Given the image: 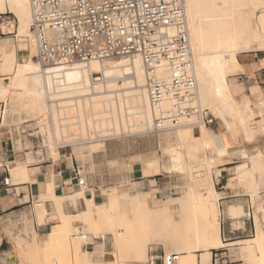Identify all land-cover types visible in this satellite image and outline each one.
Here are the masks:
<instances>
[{
	"label": "bare ground",
	"instance_id": "6f19581e",
	"mask_svg": "<svg viewBox=\"0 0 264 264\" xmlns=\"http://www.w3.org/2000/svg\"><path fill=\"white\" fill-rule=\"evenodd\" d=\"M183 1L199 101L221 120L224 127L220 131L209 130L203 122H199L196 129L191 119L177 127L157 129L145 89L146 72L139 56L78 61L65 67L42 66L33 58L34 46L26 41L31 23L29 0H0V12L10 11L17 18L14 32L19 50L28 51L27 58H21L16 64L10 60L7 69L12 73L9 86H4V80L0 79V99L6 103L7 99L18 102L36 116L23 122L35 120L41 133H46L43 141L51 155H58L53 145L54 136L67 139L72 148L85 144L96 148L103 146L108 138L175 128V141L167 134L168 144L163 150L173 160L168 166L169 172L186 175L185 190L178 196L171 195L170 201L162 200L156 205L148 204L149 191L129 195L109 191L103 202L95 204L92 195H86L87 191L83 190L76 194L82 203L81 210L66 215L61 210L63 197L40 196L37 204H43L48 198L54 202L56 215L51 219L57 218L59 226L41 238L40 243L35 238L26 240L18 235L16 247L22 248L21 242H24L28 253L39 257L46 251L49 258L55 249L63 247L64 257L70 261L72 254L74 264H115L126 249L127 261L155 264L157 256L146 260V247L158 239L173 245L166 253L178 254L175 264H209L211 249L227 246L221 239L220 227L214 226L210 219L219 212L214 204L220 197L213 177L201 178L193 168L199 163L210 168L216 159L235 155L241 161L235 165L236 175L231 184L251 183L253 178H259L264 185V105L256 110L250 98L239 100L237 95L241 93V85L232 81L242 70L237 58L239 53L264 50V0ZM0 31L10 33L12 27L2 26ZM93 72L100 76L93 78ZM156 75L168 78L169 73L165 67H159ZM256 114L260 116L257 122H261L259 130L263 139L247 147L239 138L250 140L253 131L249 121L255 119ZM44 116L48 117L49 129L41 123ZM130 118L132 123H129ZM224 138L233 147H227ZM14 166V176H20L25 170L22 161H16ZM250 191L254 192V189L250 187ZM256 201L257 214L253 219L256 231L239 252L251 263L264 264V198L259 197ZM172 206L177 210H172ZM93 207L97 218L93 215ZM226 210L235 216L244 211L241 203L228 204ZM128 212L134 213L135 219L127 217ZM45 214V209L38 212V220ZM116 219L124 230H118L121 226L118 227ZM75 220L87 222L89 229L75 227ZM157 220L166 223L167 231L159 237L145 234V226ZM97 225L112 235L116 246L112 253L115 260H93V252L82 248L89 236H99L102 242L105 241L107 233L99 230ZM197 252H200L199 257ZM13 257L11 249L7 258Z\"/></svg>",
	"mask_w": 264,
	"mask_h": 264
},
{
	"label": "built area",
	"instance_id": "2783aa9c",
	"mask_svg": "<svg viewBox=\"0 0 264 264\" xmlns=\"http://www.w3.org/2000/svg\"><path fill=\"white\" fill-rule=\"evenodd\" d=\"M29 6L31 23L26 41L34 46L33 58L42 66L65 67L78 61L139 56L157 129L177 127L189 119L194 128L199 122L208 126L216 122L199 101L183 0H29ZM16 24L13 13L0 12V29L14 28ZM7 34L16 36L14 30ZM159 67L168 70V78L156 75ZM92 76L98 78L100 74L93 72ZM47 120L44 116L41 123L49 129ZM35 131L26 136L34 142L33 147L46 153L47 147L42 145L46 133L31 135ZM53 143L64 158L75 160L67 139L54 136ZM0 170L6 173L1 182L8 186L9 165L0 161ZM73 172L78 188L89 189L83 164L76 162ZM253 215V206L249 204L242 218L253 220ZM223 223L221 220L220 224ZM157 259L159 264H175L178 254L163 252L154 258L155 264Z\"/></svg>",
	"mask_w": 264,
	"mask_h": 264
},
{
	"label": "rangeland",
	"instance_id": "374dc122",
	"mask_svg": "<svg viewBox=\"0 0 264 264\" xmlns=\"http://www.w3.org/2000/svg\"><path fill=\"white\" fill-rule=\"evenodd\" d=\"M5 11V10H4ZM18 25V22H17ZM15 30V28L12 27V31ZM1 35V33H0ZM9 37L10 41L17 44L18 43V38L14 34H6V35H1V38H6ZM28 45V44H27ZM28 47V46H27ZM22 52V53H21ZM255 53L258 54H263L264 55V50L258 51V50H252L249 52H246L243 54L242 58L244 60L246 55H253ZM28 54L27 50H17V55L19 56V60L26 56ZM18 60V59H17ZM259 74V77H257ZM248 77V78H247ZM236 81L239 83H242L244 88H245V93H240L237 96L240 97L238 98L241 101L244 98H252L256 97L259 95H264V69L262 71H257L251 70L247 71L245 70L243 74L237 75ZM4 86H9L8 85V80L5 79V83H3ZM252 85H258L261 88V91L256 94H250L246 93L249 92V87ZM15 113H6L7 120L5 123H2L0 125L1 127V132L2 134H7L12 140L14 141L15 145V150H16V158L13 160H18L22 161L23 158L27 157L30 158V155H33L36 157V159L39 161V159L45 160L46 158H56L57 156H53L50 154L49 151L46 153H43L40 151V148L33 147L34 142H32V139L28 138L27 132L35 131L34 127L38 125H35V120L29 121V122H23L27 119H32L36 116H32V112L29 111L28 108L25 106H22L18 102L15 103ZM252 107L257 110L256 103L252 104ZM4 104L0 103V120L3 116L4 112ZM264 111V108H262ZM210 112V111H209ZM215 118L216 122L213 125H206L209 130L211 131H220L223 129V124L221 120L216 117L212 112H210ZM255 119H251L249 121L250 127L252 128V137L250 140H245L242 137L239 138L241 142H243L247 147H251L253 144L260 143L263 139V136L259 130V125L261 122H257V120L260 118L259 115L256 114ZM132 118H130V122L132 123ZM123 125H125V117H123ZM197 129V128H196ZM176 129H170V130H160V131H144L141 133H136V134H124L122 136L116 137V138H111L107 139L104 141L105 143V148L110 147L109 151L107 150L105 153L104 147L98 146V147H93L91 144H85V145H78L75 148H73V152L76 154L75 156L77 159L83 164V166H89L88 169L85 172H90L92 173L94 171V161L93 157L96 155V157L100 159H106L107 157H112V161H107L105 162L106 166H109L112 169H120L122 171H126L131 169V164L133 162H139L142 170V177L138 179H129L126 175L122 178V180L108 185L104 189V194L107 192L111 191L112 189H116L117 191H122V190H129V191H134L135 189H151L149 187V182L148 180H153L154 178H159V183H161V188L165 191L162 196H157L154 197L152 194V197L154 198H161L158 202H151L149 201V205H156L161 203L162 200L164 201H170L171 200V195L172 196H178L181 194L182 191L185 190L184 183L186 182V175L185 174H173L169 172L168 166L173 164V160L167 156V154L164 152V147L167 146L168 144V139L166 137L167 134L172 135V137L175 136ZM40 129L32 133L33 135L39 134ZM43 134V133H42ZM101 134H98L100 136ZM97 136V137H98ZM226 141L227 147H233L231 142L224 138ZM237 138V142L239 141ZM173 142L175 141V137L172 140ZM42 144V142H41ZM42 145H46V143L43 141ZM80 146V147H79ZM238 145H234V147H237ZM253 148V147H252ZM27 152H30V154H26ZM123 153H126V155L133 154L131 157H126V158H118L119 155H123ZM148 162L149 160H151ZM35 161V160H34ZM241 161L240 159L237 158L235 155H230V156H223L218 159H216L215 163L211 165L209 168L207 164L205 163H199L196 166H194V172H198L201 178H207L208 176H212L214 180V187L219 194V197H222L224 194L226 195H234L237 197H231V198H226V199H218L214 201L215 206L219 209V212L216 214L215 217L210 218L212 220V223L214 226H219L220 227V222L223 219V213L222 210L226 209L228 204L231 203H240L241 200H247L248 204H251L254 209V216L257 214V199L259 197L264 198V185H261V180L257 178L256 180L253 178L251 183H237L235 185L231 184L232 177L236 175L235 173V165ZM148 162V164H147ZM222 166H218L220 164H224ZM149 166H154L151 170L148 169ZM153 183V181H152ZM151 184V182H150ZM204 187V186H203ZM250 187L254 189V192L250 191ZM224 191V193H222ZM83 192V191H82ZM86 194V192H84ZM87 195V194H86ZM167 195V196H166ZM169 198V200H168ZM175 208V206H172V210ZM37 216L38 212L35 209ZM93 215L96 216L97 218V212L95 211V208L93 207ZM244 213V211H243ZM243 213L240 216H235V215H227L229 216V222L233 223V226L235 228H242V222H243ZM127 217L130 219H135V214L132 212H128ZM24 225L27 227L28 222L24 218ZM43 219H40L39 222H43ZM115 221V220H114ZM82 222L85 224L82 225ZM113 223V222H112ZM115 223V222H114ZM117 223V219H116ZM30 225V223H29ZM87 225V226H86ZM118 230H124L125 227L122 225H119L117 223ZM53 226V225H52ZM74 226L81 228V230H86L89 229V224L85 221L82 220H75L74 221ZM86 226V227H85ZM99 230L104 231L103 228L100 229V225H97ZM113 226V225H112ZM255 226V225H254ZM84 227V228H83ZM114 227V226H113ZM83 228V229H82ZM96 227V229H98ZM169 227L166 225V223H163L162 221H151L150 223L145 226V231L143 232L148 233L149 236L151 237H159L161 234H163L165 231H167ZM109 229V228H108ZM117 229V227H116ZM31 230L33 232V229L31 227ZM241 230V229H240ZM256 231V226L255 230L253 232H244V234H249L247 236H243L240 242L234 243V245H229L224 248L220 249H212L211 250V263L210 264H259L258 262H253L251 263L250 261L246 260L245 258L241 257L240 255V250L242 247L246 246L247 243L250 241L247 239H250ZM105 232V241L109 243L110 246V253L111 255H106L105 260L106 261H111L115 260V257L113 256V250L116 249L115 244L113 243V238L110 232L104 231ZM109 233V234H108ZM11 235V234H10ZM36 239V235L33 234L32 238ZM95 239L98 241L96 245V250H98V253H93V260H103L102 258L99 259V257H102L104 252H103V244L100 240L99 236H89L87 238L88 240ZM223 240V237H222ZM237 240V239H236ZM224 241V240H223ZM227 241H234V240H227ZM40 243V242H39ZM22 248H18V256L19 258L22 259L23 264H74L75 259H72V254H70V261L64 257L63 255V247L57 248L54 250L53 256L49 258L48 252H44V256H37V254H30L27 252V247L24 242H21ZM167 244V245H165ZM84 245H82L83 248ZM170 247L172 248L173 245H171L169 242H164L162 240H153L149 242L147 245V258L146 260L149 259L150 256H160L163 252H167L166 249ZM128 250V247H127ZM39 253V252H38ZM199 253L197 252V256L199 257ZM39 255V254H38ZM127 252L126 249L122 251V258L118 256V260L116 261L115 264H138L137 262H131L127 261ZM96 257V258H94ZM50 259V260H49ZM73 261V262H72ZM127 261V262H126ZM156 264H159V259L156 260Z\"/></svg>",
	"mask_w": 264,
	"mask_h": 264
},
{
	"label": "crops",
	"instance_id": "0c3cea01",
	"mask_svg": "<svg viewBox=\"0 0 264 264\" xmlns=\"http://www.w3.org/2000/svg\"><path fill=\"white\" fill-rule=\"evenodd\" d=\"M17 50H19L18 43L15 44L11 42L9 37L1 38L0 35V79H3L4 83L5 79H7L9 83V77L12 74L11 72L7 71L10 65V60H13L15 64L19 60ZM244 53L246 52H242L237 55L242 70L233 77L232 81L234 83H239L236 81L237 75L243 74L245 70H255V72H257L264 69L263 54L255 53L253 55H246L243 60L242 56ZM24 58H27V55L24 56ZM257 77H259V74ZM240 85L241 93H245L243 84L240 83ZM260 91L261 88L258 85H252L249 87V92L246 93L256 94ZM250 100L252 101V104L256 103L257 109L264 105V95L252 97L250 98ZM0 103H3L5 107L3 116L0 120V125H2V123H5V121L7 120V112L11 114L15 113L16 105L9 99H7V103L4 100L0 99ZM103 147L104 149H106L104 153L107 150L109 151L110 149L109 146L105 148V143H103L102 148ZM72 153L76 155L73 152V148ZM26 154H30V152H27ZM131 156H133V154L126 155V153H123V155H119L118 158L121 159ZM15 158L16 150L14 141L7 134H2L0 127V161L9 165L10 173V183L8 186H5L1 181L6 173L0 170V264H23L22 259L18 256V248L14 245L15 238L18 237V235L19 237L21 236V238L24 237V239L30 240L33 234H35L37 241L40 242L41 238H43L46 234L59 226V221L57 218L51 219V217L56 215L54 202L48 198L45 199L43 204H37L36 202L39 200L40 196H47L52 194L55 197H63L61 210L66 215L75 214L82 208L81 200L78 196H76V194L83 190H80L75 184L73 172L75 163L77 162L78 164H81L76 156L75 160L73 157L64 158L63 152L59 151L58 157L56 158H46L45 160L39 159L38 161L35 156L30 155V158L25 157L22 159V162H24L25 165V170L20 176H14L12 172L16 167L14 166L15 162L20 160L18 159L13 161ZM112 160H114L112 159V157L100 159L95 155L93 157L95 166H93L94 171L92 173L85 172L89 166H84V172L88 184L90 185V191L89 189L85 191H87L88 196L92 195L91 198L95 204L103 202L105 195L108 194V192L104 194L103 188H106L108 185L122 180V178L126 174L129 179H138L142 177V170L139 162H133L131 164V169L127 170L126 172L120 169H112L109 166L105 165V162ZM150 161H152V159L148 162ZM225 164L227 163L220 164L218 166H222ZM153 167L154 166L148 165L149 170H151ZM148 182V185L151 189H135L134 191L122 190L120 192L116 189H112L111 193L119 195H129L135 194L137 192L149 191L150 200H148V203L149 201H151L152 203H156L161 198L154 197L162 196L165 191L161 188L162 186L161 183H159V178H154L153 180L150 179L148 180ZM222 193H224V191H222ZM152 194L154 195V197H152ZM231 197L237 196H225L224 194L222 197H220V199ZM240 203L242 204L243 210L245 211L246 207L249 205L247 200H241ZM35 209L37 210V212H41L44 209L46 210L43 222H39ZM222 213V221H224V223L220 225V236L221 239L223 237V240L227 244V246L234 245V243L242 240L239 238L249 235L244 234L245 231L248 233L255 230L253 220H243V227L235 228L233 226V223L228 221L230 218L227 215V210L223 209ZM24 218L28 222L27 227H25L24 225ZM31 227L33 229V232L31 230ZM97 243L98 241H96L95 239H92L91 241L88 240L84 244L83 248L86 251L98 253V250H96ZM11 249L13 250L14 257L12 260H8L7 253ZM103 252V256L99 257V259L102 258L103 260H105L106 255H111L110 246L107 241H105L103 244Z\"/></svg>",
	"mask_w": 264,
	"mask_h": 264
},
{
	"label": "water",
	"instance_id": "95a60500",
	"mask_svg": "<svg viewBox=\"0 0 264 264\" xmlns=\"http://www.w3.org/2000/svg\"><path fill=\"white\" fill-rule=\"evenodd\" d=\"M13 259V258H12ZM12 259H8V260H12Z\"/></svg>",
	"mask_w": 264,
	"mask_h": 264
}]
</instances>
